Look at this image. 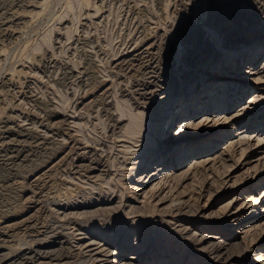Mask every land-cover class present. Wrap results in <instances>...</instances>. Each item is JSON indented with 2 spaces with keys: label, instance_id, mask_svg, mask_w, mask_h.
<instances>
[{
  "label": "rangeland",
  "instance_id": "374dc122",
  "mask_svg": "<svg viewBox=\"0 0 264 264\" xmlns=\"http://www.w3.org/2000/svg\"><path fill=\"white\" fill-rule=\"evenodd\" d=\"M53 203L125 261L264 264V0H0V264L68 248Z\"/></svg>",
  "mask_w": 264,
  "mask_h": 264
},
{
  "label": "bare ground",
  "instance_id": "6f19581e",
  "mask_svg": "<svg viewBox=\"0 0 264 264\" xmlns=\"http://www.w3.org/2000/svg\"><path fill=\"white\" fill-rule=\"evenodd\" d=\"M261 1V0H260ZM137 45V44H136ZM141 45V44H140ZM129 47H131V46H129ZM138 47V46H137ZM137 47H135V48H137ZM133 49V48H132ZM126 50V49H125ZM145 51V50H144ZM126 52H128V51H126ZM138 54V53H137ZM247 53H241V51L240 52H236L235 53V56L236 55H241L240 57H243V56H245ZM129 56V55H128ZM135 56V55H134ZM133 58V57H132ZM131 60V59H130ZM150 60H152V59H150ZM124 61V60H123ZM125 61H128V60H125ZM122 62V61H121ZM129 62V61H128ZM142 62V61H141ZM148 62H149V60H148ZM123 63V62H122ZM127 63V62H126ZM131 63V62H130ZM136 63V62H135ZM144 63V62H143ZM150 63V62H149ZM147 64V63H146ZM157 64V63H156ZM122 65V64H121ZM138 65V64H137ZM142 65H144V64H142ZM148 66H149V64H148ZM142 67V66H141ZM140 67V68H141ZM127 68V67H126ZM131 68V66L129 67V69ZM136 68V67H135ZM139 68V66L136 68V69H138ZM157 69V68H156ZM125 70V69H124ZM127 70V69H126ZM131 71V70H130ZM134 71V70H133ZM139 71V70H138ZM140 72V71H139ZM151 72V69L146 73V77H147V79H148V82H146V83H144V84H141L140 86L139 85H136L135 87H136V89L138 90V88H139V91H143L141 94H140V97H141V99L142 98H144L146 95H148L151 91H153L152 90V88L153 87H155V84H154V82H158V80H159V78H157V81H156V77L155 76H153L154 74ZM136 75V74H135ZM138 75H141V74H139L138 73ZM158 75V74H157ZM73 76V75H72ZM75 76V75H74ZM142 76V75H141ZM137 77V76H136ZM70 78V77H69ZM76 78V77H75ZM71 79V78H70ZM85 79V78H84ZM88 79V78H87ZM192 79V78H191ZM69 80V79H68ZM88 80H91V78L90 79H88ZM152 80V81H151ZM62 81H64V80H62ZM138 81V80H137ZM192 81V80H191ZM61 82V81H60ZM66 82V81H65ZM69 82V81H68ZM143 82H145V81H143ZM203 82V80H201L200 81V84H199V86H201V83ZM83 83V82H82ZM88 83H90V82H88ZM160 83V82H159ZM210 83V82H209ZM64 84V83H63ZM70 84H71V82H70ZM86 84V83H85ZM191 84V83H190ZM205 84V83H204ZM202 87V86H201ZM200 87V88H201ZM197 88V86H195L194 87V89H196ZM132 90V89H131ZM197 90V89H196ZM132 93V92H131ZM136 93V92H135ZM134 97V96H133ZM214 96H211L210 94L208 95V93L205 95V98H199V100H210V98H213ZM133 99V98H132ZM197 99H198V97H197ZM130 100V99H129ZM181 100V99H180ZM207 100V101H208ZM133 101V100H132ZM173 102L175 101V100H172ZM172 102V104H174ZM133 103V102H132ZM188 104H190V103H185L184 104V111L187 109V107H188ZM219 105H221V104H219ZM219 105H217V106H219ZM218 108H220V107H218ZM216 109V108H215ZM217 110V109H216ZM208 112H210V111H207V117H203L204 119H202L203 121H207V122H211L212 121V119H210V116H209V113ZM213 112H215V110L213 111ZM176 116H172V118H170V120H171V122L172 123H175V118ZM184 117V116H183ZM227 120H230V122H233V121H235L236 120V117H230V118H226ZM111 120H113V119H111ZM67 121V120H66ZM216 121V120H215ZM71 122V121H70ZM201 122V121H200ZM72 123V122H71ZM66 125V124H65ZM150 125H151V127H152V130L151 131H153V132H156V131H158V127H156V126H154L152 123H150ZM49 126V125H48ZM48 126H47V128H48ZM182 126H187V124H184V122H183V125ZM68 127V126H67ZM114 127V126H113ZM55 128V127H54ZM53 128V129H54ZM57 128V127H56ZM59 129V128H58ZM64 129V128H63ZM72 129V128H71ZM51 131V130H50ZM59 131V130H58ZM70 131V130H69ZM188 131V130H187ZM55 132V131H54ZM57 132V131H56ZM107 132V131H106ZM32 133V132H31ZM62 133V132H61ZM60 133V134H61ZM109 133V132H108ZM55 135H57L56 133H54ZM59 134V133H58ZM69 134V133H68ZM110 134H111V132H110ZM184 134L186 135V134H188V132H184ZM184 134H182L181 132L180 133H178L177 134V137H182V136H184V137H182V138H180L181 140H183V139H186L187 138V136H185ZM48 135V134H47ZM62 135V134H61ZM104 135H105V133H104ZM37 136V135H36ZM42 136V135H41ZM58 136V135H57ZM68 136V135H67ZM110 136V135H109ZM35 137V136H34ZM54 137V136H53ZM62 137V136H61ZM71 137H72V135H71ZM47 138H48V136H47ZM55 139H56V137H54ZM49 139V138H48ZM58 140V139H57ZM65 140V139H64ZM67 140V139H66ZM65 140V141H66ZM43 141V140H42ZM73 141V140H72ZM44 142V141H43ZM59 142V141H58ZM52 143H54L53 142V140H52ZM51 143V144H52ZM57 143V142H56ZM64 143V144H63ZM63 143H59V144H61L60 146L62 147L63 145L65 146V142H63ZM100 143V142H99ZM102 143V142H101ZM73 144V143H72ZM98 144V143H97ZM40 145V144H39ZM42 145V144H41ZM58 145V144H57ZM74 145V144H73ZM72 145V146H73ZM100 145V144H99ZM104 145V144H103ZM77 147V146H76ZM89 147V146H88ZM98 147V146H97ZM55 148H59V146H55ZM78 148V147H77ZM92 148V147H91ZM94 148V147H93ZM105 148H107V146L105 147ZM60 149V148H59ZM74 149V148H73ZM37 150V149H36ZM79 150V149H78ZM84 150H85V148H84ZM99 150H100V146H99ZM106 150V149H105ZM89 151V150H88ZM90 152V151H89ZM98 152H100V151H98ZM91 154H93L92 152H90ZM97 153V152H96ZM14 154V153H13ZM18 154V153H17ZM82 154H83V152H82ZM90 154V155H91ZM101 153H99V155H100ZM104 155L106 154V153H103ZM103 154L101 155V157H103ZM4 155H5V153H4ZM84 155V154H83ZM2 156H3V154H2ZM9 157V156H8ZM41 157V156H40ZM5 158H7V157H5ZM42 158L43 157H41V160H42ZM49 158V157H48ZM16 159V158H15ZM83 159V158H82ZM93 159H96L95 157L93 158ZM10 160H12V159H10ZM84 160V159H83ZM90 160V159H89ZM97 160V159H96ZM92 161V160H91ZM99 161V160H98ZM3 162V161H2ZM5 162V161H4ZM8 162V161H7ZM15 162V161H14ZM44 162V161H43ZM6 163V162H5ZM94 163V162H93ZM95 163H97V162H95ZM6 164H9V163H6ZM4 165V164H3ZM97 165V164H96ZM12 166V165H11ZM70 166V165H69ZM89 166V165H88ZM88 166H86V167H88ZM99 166H100V164H99ZM86 167H85V169H86ZM89 168V167H88ZM103 168V167H102ZM81 169V168H80ZM92 169V168H91ZM95 169V168H94ZM126 169V168H125ZM73 170V169H72ZM75 170V169H74ZM69 171H70V169L68 170V173H69ZM86 171H88V170H86ZM99 171V170H98ZM158 171H160V170H158ZM5 172V171H4ZM84 172V171H83ZM67 173V174H68ZM71 173V172H70ZM72 173H73V171H72ZM106 174V173H105ZM66 176H68V175H66ZM80 176V175H79ZM82 176V175H81ZM103 176H104V172H103ZM143 177V176H142ZM10 178V177H9ZM70 178V177H69ZM73 178V177H72ZM81 178V177H80ZM79 178V179H80ZM140 179V178H139ZM145 181L146 180H148V179H151L150 178V175H146V177L145 178H143ZM108 191H110V190H108ZM108 194H109V192H108ZM105 197H106V195H105ZM54 200V199H53ZM110 200V199H109ZM54 202H56V201H54ZM104 204V203H103ZM47 205V204H46ZM53 207H52V211H51V214H52V218L54 219V221H53V223L52 224H54L55 222H56V220H57V223L58 224H60V225H58L59 226V231H64V232H66L65 233V235H66V237L68 238L67 239V241L66 242H68V248H65L64 247V249H62L59 253H57L56 254V252H49V253H51L49 256H48V252H46V253H43V258L45 259H50V260H48V261H51V262H48V263H44V264H64V263H62L63 261H68V260H71V262L70 263H72V262H74V261H72L73 259H77L78 258V261H79V264H136V263H134V261H125L124 260V256H120V255H115L114 253L116 252V251H112V249L110 248V246L106 243V242H102V241H99V240H97V238L96 237H94L96 234H93V232L92 233H90V232H86L83 228H82V223H85L86 222V220H87V216L89 215V213H93V211H91V212H88L86 209L87 208H85V209H83V208H78V207H75V208H73V207H71V208H67L66 206L65 207H63V206H57V204L56 203H53ZM95 205V204H94ZM105 206H108V205H98V209L99 210H106L107 208L105 207ZM112 206V205H111ZM116 206V205H115ZM118 207L120 206V205H117ZM114 207V206H113ZM132 207V206H131ZM50 208V207H49ZM133 208V207H132ZM127 209V208H126ZM107 211V210H106ZM130 211V210H129ZM69 212H74V213H72V214H69L70 215V217H68V213ZM67 213V214H66ZM95 213V212H94ZM74 216H76V217H74ZM47 217V216H46ZM67 217H68V219H67ZM73 217V218H72ZM70 218V219H69ZM47 219V218H46ZM45 219V220H46ZM48 220V219H47ZM46 220V221H47ZM60 221H62V222H60ZM50 222H51V220H50ZM47 223L46 225H43L42 227H40L39 228V230H36V237L38 238V237H40V236H47V234L49 233V235L51 234V235H53V234H55L56 232H54V226L55 225H52V227H51V223ZM57 226V227H58ZM186 229V228H185ZM184 229V230H185ZM58 230V229H57ZM181 231H183V230H181ZM185 232V231H184ZM58 233V232H57ZM59 233H61V232H59ZM2 234V233H1ZM62 234V233H61ZM60 234V235H61ZM63 235H64V233H63ZM62 236V235H61ZM54 237V236H53ZM63 237H65V236H63ZM31 239H33V238H31ZM107 239V238H106ZM69 240V241H68ZM107 241V240H106ZM199 241H201V240H199ZM124 244V243H123ZM122 247V246H121ZM125 249V248H124ZM46 254V255H45ZM37 257H41L42 258V256H41V253L40 252H38L37 254ZM1 261V260H0ZM76 261V260H75ZM23 262V261H22ZM11 263V262H10ZM68 264H69V262H67ZM66 263V264H67ZM12 264V263H11ZM14 264V263H13ZM19 264V263H18ZM41 264H43V263H41ZM76 264H77V262H76Z\"/></svg>",
  "mask_w": 264,
  "mask_h": 264
}]
</instances>
